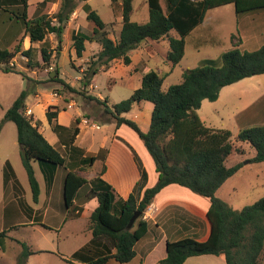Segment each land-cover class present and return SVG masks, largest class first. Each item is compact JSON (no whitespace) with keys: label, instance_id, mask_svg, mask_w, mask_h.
<instances>
[{"label":"trees","instance_id":"1","mask_svg":"<svg viewBox=\"0 0 264 264\" xmlns=\"http://www.w3.org/2000/svg\"><path fill=\"white\" fill-rule=\"evenodd\" d=\"M53 2L54 0H41L39 4L43 5L44 10L31 17L29 11L32 4L28 0H0V9L21 7V10H12L11 13L15 18H21L24 23V35L15 47L0 48L1 71L15 72L29 78L13 61L14 57L19 53L31 67L34 49L32 43L44 42L48 33H53L61 41L67 22L77 8V0H59L55 12L48 15L47 7ZM146 3L148 20L139 23L131 19L132 0H120L121 22L115 38L108 36L107 23L97 11L84 3L83 9L87 19L93 24L92 29L89 33L73 31L70 34L71 46L76 57L83 56L86 42L98 43L100 49L92 55L82 70L78 85L72 86L59 78L57 68L50 79L58 81L71 92H88L87 88L99 68L108 67L113 60L129 64L132 51L142 41H156L163 37L167 38L169 44L165 60L173 67L184 55V37L203 20L208 9L227 3L233 4L236 14L264 9V0H165V10L160 0H146ZM171 31L176 34L171 35ZM25 36L29 37L28 48L22 46ZM233 39L234 34L231 40L237 45L239 39ZM39 50L41 59L36 60L35 66L41 68L50 61L51 53L44 46ZM257 74H264V43L250 51L237 48L227 50L221 54L220 65L206 59L200 66L186 68L181 73L180 81L166 89H162L165 76L155 70H148L142 74L138 87L131 95L119 102L109 104L106 98L100 99L96 95L86 94L87 98L100 106L106 120L114 121L116 127L125 124L137 133L153 160L157 179L153 185L145 187L146 171L134 155L139 179L125 197L117 196L115 188L101 177L105 170L102 166L99 175L89 181L91 187L87 193L88 198H95L97 202L87 222L91 234L89 245H83L76 250L73 258L83 262L85 255L91 250L90 247H94V255L87 259L88 264H105L109 259L119 263L129 262L135 256V244L148 233V221L143 217L147 207L163 187L178 184L209 199V206L204 213L208 233L204 239L188 236L166 240L165 256L158 264H184L188 257L205 254L221 256L225 264H260L259 259L264 248V196L241 209H234L216 195L218 188L238 170L241 163L225 165L234 150L232 132L229 129H214L205 125L196 111L203 99H217L223 86ZM28 93V89H23L13 100L4 111L0 127L7 120L16 126L21 163L27 174L32 200L36 202L39 184L31 162H38L46 183L50 184L56 167L64 165L65 156L47 141L38 125L33 122V117L24 113ZM143 100L152 104L150 121L145 131L124 115L131 110L134 103ZM50 107L46 109L45 115L52 129L58 132L62 129L55 121L59 108ZM78 123L79 119L76 118L68 135L69 154H83L82 148L72 145L78 132ZM235 137L254 149L250 161H264V125L244 127ZM94 159V156L81 157L79 163L90 165ZM70 167L63 184L67 217L76 214V191L87 182L74 166ZM3 180L11 181L14 191L17 192V179L9 161H5L3 165ZM18 200L21 201V198ZM135 211L140 214L128 229L126 226ZM14 227L17 225L11 226ZM5 235L6 231L0 230V244ZM20 243L22 252L17 257V264H25L27 257L34 251L25 243Z\"/></svg>","mask_w":264,"mask_h":264},{"label":"rangeland","instance_id":"2","mask_svg":"<svg viewBox=\"0 0 264 264\" xmlns=\"http://www.w3.org/2000/svg\"><path fill=\"white\" fill-rule=\"evenodd\" d=\"M40 2L41 0H28V3L32 4L29 11L31 17H35L44 10L43 5L39 4ZM119 2L120 0H77L78 11L74 23L71 24L72 27L68 25L65 28L61 41H58L53 33H48L44 42H36L32 52L31 67L27 65L26 58L19 53L14 57L13 61L31 79L23 77L19 73H6L0 70V120L4 111L12 104L18 94L23 89H28L29 93L25 99V105L32 109L33 122L44 133L52 129L45 115L46 109L50 106H57L59 109L66 108V112L72 115L80 111H82L81 115H91L93 117L92 122L86 119L88 124L83 125L82 129L85 134L80 138V144L85 145L88 151L97 152L102 134L106 132L110 139L116 124L107 121L106 115L102 113L100 106L94 100L87 98L86 94L96 95L101 99L106 98L110 104L119 102L131 95L132 91L138 87L142 74L148 70H155L165 76L162 89H166L169 85L180 81L181 73L186 68L200 66L205 63L206 59H211L216 65H220V57L223 52L232 48L250 51L264 43V9L236 14L233 4L227 3L208 9L205 12L203 20L184 37V55L173 67L165 60L169 44L167 38L163 37L156 41H142L132 51L129 64H124L121 60H113L108 67L104 68L105 70H102V67L99 68L98 73L92 78V83L95 85L91 93L83 90L84 94L71 92L58 81L51 80V76L55 75L54 69L57 68L59 78L71 85H78L76 78L79 73L80 75L82 73L80 68L84 69L92 55L100 49L98 43L86 42L82 60L77 59L74 49H71L70 34L72 28L74 31L75 27H79L78 30L85 33H89L92 29L93 24L87 19L86 12L83 9L84 3H88L92 9L97 11L101 19L107 23L108 36L115 38L119 32L121 22V20L118 22L116 20L120 15L117 10L121 7ZM58 3L59 0H54L47 7L48 15L55 12ZM160 3L165 10V0H160ZM12 10H21V7L0 9V48L13 49L24 34V23L21 18L12 16ZM131 19L139 23L147 22L148 6L146 0H132ZM170 34L175 35L176 33L171 31ZM233 34L234 41L239 39L237 45L232 43L231 36ZM42 46L47 49V52L51 53V57L48 63L39 68L35 64L36 60L41 59L39 49ZM89 86L88 90L90 89ZM69 99H74L75 102L72 103L73 107L70 108H68ZM151 107V103L145 100L139 104L134 103L126 116L134 120L142 131H145L150 121ZM196 111L205 125L214 129H229L232 132L231 142L234 150L228 156L225 165L231 166L241 163L238 170L218 188L216 195L234 209H241L264 196V161H250L254 155V149L248 143L236 140L235 137L238 131L244 127L264 124V74L245 77L223 86L217 99H203ZM59 119H65V116H59ZM91 123H97L99 127L97 129L90 128ZM122 128L121 131L128 137L146 170L150 174H154L153 160L139 136L126 125ZM16 133V126L12 121L7 120L2 123L0 127V230H5L6 235L2 244H0V257L3 256L4 258L0 264H17V257L22 252L20 242L25 243L29 249L35 250L32 255L28 256L29 258L27 257L25 264H88L87 259L94 255V247H90L91 250L85 255L83 262L79 261L78 258H73V253L83 245H87L90 240V234L86 230L87 218L84 214L73 219L69 217L64 222L63 216L66 213L63 206L61 209L50 206L55 210V213L52 214L54 218L50 217L51 212L47 215L43 212L42 219L40 218L41 210L33 212L34 208H42L48 199L45 192V183L38 162L36 160L32 161L31 164L40 187L39 199L34 202L27 174L21 163L19 144L14 143ZM115 149L116 155H124L125 151ZM5 155L8 157L7 160L17 179V189H15L17 194L15 195L21 198L19 202L23 212L16 215L9 213L14 202L10 201L13 197L12 182H4L3 180V159ZM128 155L125 154L124 157ZM62 170L63 167L60 166L59 171L62 172ZM109 173V178L117 179L118 176L114 174L113 170ZM5 186L8 187L6 194ZM177 186L186 190V193L182 190L176 191L175 194H172L175 195L173 199H178L186 204H195L199 203V200H207L185 187ZM81 192L79 201L85 197V194ZM167 195L166 193L163 196ZM194 196L201 199H195ZM4 205L6 214L2 219ZM169 208L173 207L168 206L163 214L170 210ZM175 208H179V213L189 214L186 209ZM29 221H32L33 224L26 225L25 223ZM40 221L46 226L40 224ZM13 225H17V227L11 228ZM200 227L198 224L195 229H200ZM179 228L180 223L176 219L174 220L165 215L160 221L159 228L155 225L151 226L150 233L147 234L145 239H142L137 249L140 248L142 243L150 240L151 237L156 236L158 238L162 234L166 235L169 240H175L180 237L179 235L198 237L194 234V229L184 228L179 230ZM177 230L180 234L175 233ZM36 249L42 250L36 251ZM163 253L164 242H160L152 257L145 264H153L152 259ZM192 258L187 264H217L218 260H222L213 255ZM259 261L260 264H264V248ZM138 262L139 257L137 256L128 263H119L110 259L106 264H138Z\"/></svg>","mask_w":264,"mask_h":264},{"label":"crops","instance_id":"3","mask_svg":"<svg viewBox=\"0 0 264 264\" xmlns=\"http://www.w3.org/2000/svg\"><path fill=\"white\" fill-rule=\"evenodd\" d=\"M119 4H120V2H119ZM117 10H118V12H120L118 19H116L118 22L121 20V7L119 9L117 8ZM77 11L78 10L76 8L74 10L73 14L71 15L69 21L67 22V27H68V25H69V27H72L71 24L74 23V19L77 15ZM78 29H79V27L78 28L75 27L74 31H77ZM72 32H73V28H72ZM19 34L21 35V33H19ZM70 42H71V40H70ZM29 45H30L29 37L25 36L22 40V46H23V48H28ZM34 45H35V43H32L33 47H34ZM71 49L73 50V48H71ZM76 58L80 59V60L83 59V57H76ZM101 69L105 70L103 67ZM80 70L82 71L83 69L80 68ZM80 76L81 75L79 73L77 75L76 81L79 80ZM139 83H140V81H139ZM94 85L95 84L92 83V81H91L90 86H89L90 89L88 90L89 93L92 92V90H93L92 88ZM72 86H75V85H72ZM72 103H75L74 99H69V107L68 108L73 107ZM139 103H141V101L138 102L137 104H139ZM25 109H30L31 114H26V115H31L33 117L32 109L30 107H27L26 105H25L24 110ZM151 109H152V107H151ZM127 113H125L124 115L126 116ZM81 114H82V111L77 112V113L72 115V114H68L66 112V108L59 109L55 121L62 126V129H59L58 132H56L50 128L51 131H46V133H44V131L38 127L40 132L47 139V141L53 147H55L61 154H63L65 156V163L63 166H61V167H63L62 172L59 171L60 166L56 167L54 175H53V179H52L50 184L46 183L44 176L42 174L43 179H44V183H45V192L47 194L48 199L46 200V203H44L42 208H40V209L34 208V210H33V212H35V210H37V211L41 210V212H42L41 216H40L41 219L43 218L44 213L47 215L50 212H51L50 217L54 218V215H52V214L55 213V210H54V208H50V206L51 207L55 206L58 209H61L63 206L65 209V213H66L63 216L64 222L67 220V218H69V217H67V210H66V207H65L64 201H63V184H64V176H65L66 172L69 170V168H71L70 165H72V167L74 166V168L76 170H78V172L87 180V182L85 184H83L81 187H79V189L76 191V194L74 197V204L76 207L75 213L76 214L70 218L73 219L79 215L84 214V216L87 218V222H88V217H89L92 209L94 208V206L97 203L95 198H88L87 197V193L91 187V184L89 181L99 175V172L101 171L102 166L105 167V170H104V173L101 175V177L104 180L108 181L115 188V190L117 192V196L125 197L132 190L135 182L139 179V170H138L136 161L134 160V155L138 158V161L141 163L142 168L146 171L147 180H146V183L144 184L145 187L153 185L157 179V172L155 171V166H154V171H155L154 174H150L149 171L146 170L140 156L135 151L134 147L131 145L128 137H126L123 134V132L121 131L123 129L122 127L125 124H121L120 126L115 127L114 131L112 132L110 139H109V136L107 135L106 132L103 133L101 136V141L99 143V147H98L97 152L88 151V148L85 147V145L80 144V138H82V135L85 134V131L82 128H83V125L86 126L88 124V121L86 119H88V120H90V122H92L91 120L93 119V117L91 115L89 116L88 114H86V115H81ZM59 116H65V119L60 120ZM76 118L79 119V123L76 124V126L78 128V132L73 139L72 145L79 147V148H82L83 149L82 155L69 154L68 148H67V146H68V143H67L68 135L70 133L71 127L74 126V121ZM33 120H34V117H33ZM107 121H112V120H107ZM53 122H54V120H53ZM112 122H114V121H112ZM261 125H264V124H261ZM89 127L97 129L99 127V125L97 123H91L89 125ZM14 143H18L17 142V133H16V140L14 141ZM107 143H108V145H107ZM115 148H118L120 150L125 151L124 155L125 154H127V155L129 154V155L127 157H124L123 154L121 156H118L115 153V150H116ZM85 156H94L95 157L92 164L82 165L79 163V159L81 157H85ZM7 159H8V157L5 155V157L3 159L4 163H5V161H8ZM111 170H113L115 172L114 174H116V176H118L117 179H114L111 177L109 178V174H110L109 172ZM11 185H12V183H11ZM177 185L178 184H169V185L163 187L155 195L152 203L147 207L148 209H147V211H145V215L143 216L148 221V233L147 234L150 233L149 231L151 230L152 225H155V227L159 228L160 227V221L164 218L165 215H167L168 217H171L174 220L176 219V221L180 223L179 230L184 229V228L188 229V230L194 229V234L197 235L198 237H193V238L204 239L208 233V225H207V222L204 218V213L209 206V199L207 197H205L207 200H199V203H195V204H192V203L186 204V203H184L178 199H173L175 197V195H172V194H175L176 191L179 192L182 190V192L186 193V190H183L182 188L178 187ZM4 189H5V194H6L8 187L5 186ZM81 191H83V192H81ZM12 192H13L12 193L13 197L10 201L14 202V204L12 205L13 208L10 209L9 213H12V215L13 214L16 215L18 213H22L23 209H22L21 204L18 200V195H15L17 193L14 191L13 187H12ZM80 192L84 193L85 197L79 201ZM166 193L168 195L164 197L163 195ZM39 195H40V187H39ZM169 196H171V197H169ZM194 197H195V199H201V198H196V196H194ZM38 199H39V196H38ZM174 205H177V206H174ZM168 206H171L173 208H169L170 210H167L163 214V211H165ZM175 207H181L182 209H186L189 212V214L179 213V208H175ZM5 210H6V207L4 205L2 219L5 217V214H6ZM13 224H17V223H13ZM25 224L31 225V224H33V222L29 221L28 223H25ZM40 224H43L44 226H46L42 221H40ZM198 224H199V226H201L200 229L199 228L195 229V227ZM86 230L90 234V231L88 230V228H86ZM179 230L175 231V233L180 234V233H178ZM179 236L180 237H177L176 239H179L182 237H187V236H181V235H179ZM146 237H147V235L145 237H143L142 239H145ZM90 238H91V234H90ZM142 239L137 241V243L135 244V246H134L135 256L130 261H132L134 258H136L138 256L139 257L138 263L145 264L146 261L152 257V254H153L155 248L157 247V245H159L160 242H164V253L162 255H159L158 257H154L152 259L153 264H158V261L165 256V242H166V240H169L168 237H166V235H164V234L160 235L158 238L156 236H153L146 243H142L140 245V248L137 249V247L141 243ZM170 241H172V240H170ZM39 250H42V249H36V251H39ZM30 255H32V254H30ZM205 255H210V254H205ZM198 256H202V255H198ZM213 256H216V255H213ZM192 257H195V256L188 257L185 260L184 264H187L190 261V259H193ZM217 257L222 259V260H218L217 264H225V261L221 256H217ZM2 260H4L3 256L0 257V262ZM109 260H107L106 263ZM126 263H128V262H126Z\"/></svg>","mask_w":264,"mask_h":264},{"label":"water","instance_id":"4","mask_svg":"<svg viewBox=\"0 0 264 264\" xmlns=\"http://www.w3.org/2000/svg\"><path fill=\"white\" fill-rule=\"evenodd\" d=\"M139 214H140L139 211H135V212L131 215V217H130V219H129V221H128V224H127V226H126L128 229L132 227V225L134 224V221H135L136 218L139 216Z\"/></svg>","mask_w":264,"mask_h":264},{"label":"built area","instance_id":"5","mask_svg":"<svg viewBox=\"0 0 264 264\" xmlns=\"http://www.w3.org/2000/svg\"><path fill=\"white\" fill-rule=\"evenodd\" d=\"M24 112H25V114H31V110L30 109H25Z\"/></svg>","mask_w":264,"mask_h":264}]
</instances>
